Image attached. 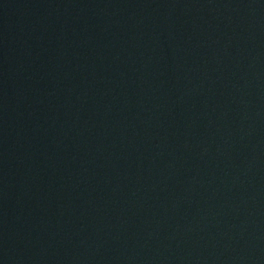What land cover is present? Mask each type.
I'll use <instances>...</instances> for the list:
<instances>
[{
    "label": "water",
    "instance_id": "95a60500",
    "mask_svg": "<svg viewBox=\"0 0 264 264\" xmlns=\"http://www.w3.org/2000/svg\"><path fill=\"white\" fill-rule=\"evenodd\" d=\"M0 264H264V0H0Z\"/></svg>",
    "mask_w": 264,
    "mask_h": 264
}]
</instances>
